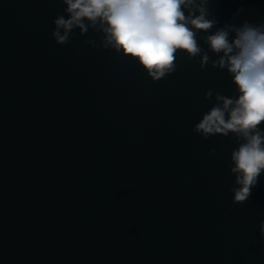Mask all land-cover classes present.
Listing matches in <instances>:
<instances>
[{"label": "water", "instance_id": "obj_1", "mask_svg": "<svg viewBox=\"0 0 264 264\" xmlns=\"http://www.w3.org/2000/svg\"><path fill=\"white\" fill-rule=\"evenodd\" d=\"M65 7L0 0V264H264V173L234 201L243 141L194 130L238 95L207 35L264 24V0H195L216 23L159 80L98 25L57 43Z\"/></svg>", "mask_w": 264, "mask_h": 264}, {"label": "clouds", "instance_id": "obj_2", "mask_svg": "<svg viewBox=\"0 0 264 264\" xmlns=\"http://www.w3.org/2000/svg\"><path fill=\"white\" fill-rule=\"evenodd\" d=\"M62 2L67 15H59L53 21L52 35L57 43L67 42L75 28L84 33L88 26L98 25L105 47L131 58L153 80L174 70L178 52L192 56L199 53L196 30L207 32L216 23L207 18L204 8L198 9V15L191 10L195 0ZM185 9H189L187 16ZM206 42L213 53L220 55L216 64L227 69L238 95L218 94L217 103L194 130L204 138L231 133L243 141L231 154V171L240 186L234 190L233 199L244 202L264 173V24L245 22L238 28H219L207 35ZM261 235L264 236V224Z\"/></svg>", "mask_w": 264, "mask_h": 264}]
</instances>
